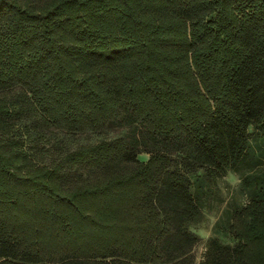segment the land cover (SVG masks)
I'll return each mask as SVG.
<instances>
[{
	"label": "trees",
	"instance_id": "1",
	"mask_svg": "<svg viewBox=\"0 0 264 264\" xmlns=\"http://www.w3.org/2000/svg\"><path fill=\"white\" fill-rule=\"evenodd\" d=\"M124 113L239 177L199 264H264V0H0V264H191L207 171L83 137Z\"/></svg>",
	"mask_w": 264,
	"mask_h": 264
},
{
	"label": "rangeland",
	"instance_id": "2",
	"mask_svg": "<svg viewBox=\"0 0 264 264\" xmlns=\"http://www.w3.org/2000/svg\"><path fill=\"white\" fill-rule=\"evenodd\" d=\"M82 135L90 139L102 135L112 138L122 137L129 146L141 151L139 153L141 158L147 157L151 150L161 149L169 153L178 163H182L186 158V162L192 164L188 168L194 167V159H197L194 148L185 138L165 139L163 136L155 135L129 113H124L108 122L101 133L88 131ZM199 163L195 164L198 171H207L203 196L199 203H192L189 207L174 194L163 192L158 196L159 205L171 215L170 231L161 242L166 260L186 257L191 264H199L215 221L237 189L239 177L236 173L209 172ZM182 168L185 170L184 165Z\"/></svg>",
	"mask_w": 264,
	"mask_h": 264
}]
</instances>
